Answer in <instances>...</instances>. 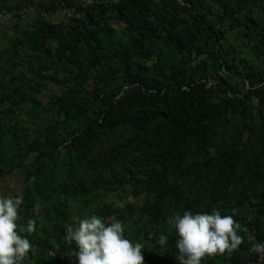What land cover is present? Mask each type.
Segmentation results:
<instances>
[{"label": "rangeland", "instance_id": "1", "mask_svg": "<svg viewBox=\"0 0 264 264\" xmlns=\"http://www.w3.org/2000/svg\"><path fill=\"white\" fill-rule=\"evenodd\" d=\"M48 1L33 3L45 7ZM145 2L147 23L123 18L117 8L122 0H77L75 16L58 10L47 19L64 29L82 22V29L94 31L83 12L94 3L99 39L110 49L112 43L126 45L125 62L104 50L100 58L86 56L80 68L58 64L56 39L45 40L50 55L33 47L41 23L35 15L0 28V155L17 166L2 173L0 195L23 197L19 224L36 221L35 232L21 233L33 245L24 264H77V248L63 253L56 240L69 245L66 227L91 215L123 221L125 238L144 245V264H178L172 240L178 236L167 221L184 211L203 213L207 204L209 214L217 209L233 215L232 209H238L234 219L248 232L240 233L244 243L237 251L202 264H225L252 243L249 237L257 241L264 235V0ZM16 6V0H0V13ZM130 91L153 94L135 104L133 117L160 112L178 99L214 113L200 129L198 143L185 151L180 168L170 171L161 186L121 184L148 171L141 165L147 154L142 150L103 169L110 151L135 135L132 127L98 130L83 156L69 148L75 136L101 118V99H120ZM59 98L81 105L82 118L65 120L63 109L54 104ZM217 105L221 109L215 113ZM224 152L240 160L234 176L225 169L220 178ZM56 187L64 190L61 232L42 217ZM161 234L168 237L166 245L158 242Z\"/></svg>", "mask_w": 264, "mask_h": 264}, {"label": "trees", "instance_id": "2", "mask_svg": "<svg viewBox=\"0 0 264 264\" xmlns=\"http://www.w3.org/2000/svg\"><path fill=\"white\" fill-rule=\"evenodd\" d=\"M16 1L18 2L17 9L8 12L3 11L1 13L18 12L32 7L37 9V11L45 13H55L58 10L73 11L75 16L78 9L74 5L77 0H49L45 7L34 4V0ZM122 2L124 3L117 6V8L123 18H130L136 23L148 22V5L145 0H122ZM97 8L93 3L83 10L88 24L94 31H87L86 28L82 29V22L80 23L78 21H75L74 27L70 26L64 29L62 24L52 25L47 19L42 18L40 13H34L33 15L38 16L41 23H39L38 28L35 30L34 41H36L33 47L38 51L43 50L50 55L51 51L43 47L45 40L50 38L56 39L58 41L55 55L57 63L62 65L69 64L75 68H80L85 57L88 55L100 58L101 55L99 54L103 55L104 50L108 54H113L125 62V59L129 56V49L126 45L118 46L117 48L115 46L117 43H112L113 49H110L108 47V41L103 42L102 39H99L98 31H100V28L96 20L98 14ZM25 18H18V21H22ZM110 57L108 56V58ZM152 95L150 92L145 95L130 91L120 99L115 100L114 98L108 97L101 99V104L103 105L101 118L90 122L84 131L75 136L69 148L73 149L77 156H83L87 149L90 148L89 146L96 141L99 135L98 130L114 132L119 126L127 125L135 129V135L110 151L109 156L103 162V169L105 171L109 170L124 155L142 150L147 154L141 161V165L145 166L148 171L144 174H137L135 177L131 176L129 180L124 179L121 181V184L129 181L144 186L163 185L170 171H174L182 165L185 151L198 143L200 129L205 122L211 119L214 113L210 112L208 114L205 107H192L188 104V100L178 99L176 104L173 103L160 112L151 111L143 116L133 117L132 112L134 111L135 104L145 97H152ZM183 96L186 95L183 94ZM54 104L60 107V110L63 109L65 120L67 121L79 120L83 116V113L80 112L81 105L76 104L75 107L72 102L63 103L62 98L57 99ZM220 109L221 106L217 105L213 112L217 113ZM154 121L156 124L151 126V123ZM219 157L222 163L217 168V175L222 178V172L225 169H229V175L234 176V165L239 162L240 157H229L228 152L220 154ZM15 165L16 163L12 158L1 154L0 177L4 171L14 170L17 167ZM254 178L258 179L255 176ZM54 191L56 193L55 197H52L50 209L42 217L54 232H61L64 230L66 223L64 215L65 206L62 205L61 200L64 195V190L56 187ZM198 204H201V202ZM208 208H210L209 204L206 205V210ZM61 240V238H57L56 240V244L61 252L67 253L73 247L76 248L74 241H68L69 245H65ZM172 240L173 242L177 241L175 238ZM256 242H264V235H260ZM251 244L237 255L235 254L236 256L228 258L225 264H236L241 257H246Z\"/></svg>", "mask_w": 264, "mask_h": 264}, {"label": "clouds", "instance_id": "3", "mask_svg": "<svg viewBox=\"0 0 264 264\" xmlns=\"http://www.w3.org/2000/svg\"><path fill=\"white\" fill-rule=\"evenodd\" d=\"M22 204L21 195H0V264H24L33 249L31 241L21 233L35 232L36 221L29 219L26 226L18 223ZM237 211L233 208V215H222L217 209L211 214H173L167 223L178 236V264H202L205 259L237 251L244 243L240 233L248 232L246 226L234 219ZM66 233L65 239L76 244L77 264H144V245L125 238L124 223L115 216L107 221L98 215L85 217L78 226H67ZM249 239V251L264 257V242ZM167 241L166 235L159 236V244L166 245Z\"/></svg>", "mask_w": 264, "mask_h": 264}, {"label": "built area", "instance_id": "4", "mask_svg": "<svg viewBox=\"0 0 264 264\" xmlns=\"http://www.w3.org/2000/svg\"><path fill=\"white\" fill-rule=\"evenodd\" d=\"M40 13L41 17L44 19L50 18L53 13L52 12H40L37 9L29 7L28 9H23L18 12H9V13H1L0 14V28L5 26V24L9 21L18 20V18H25L26 16L33 15L34 13ZM52 25H58L56 22H52ZM264 257L259 256L257 254L251 253L248 251L246 257H241L240 260L237 261L236 264H263Z\"/></svg>", "mask_w": 264, "mask_h": 264}]
</instances>
